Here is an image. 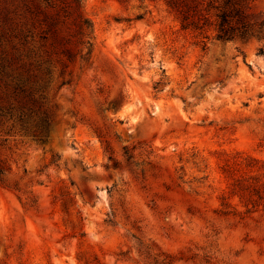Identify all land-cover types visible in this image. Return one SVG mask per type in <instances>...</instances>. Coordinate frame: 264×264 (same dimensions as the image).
Here are the masks:
<instances>
[{
  "label": "rangeland",
  "instance_id": "rangeland-1",
  "mask_svg": "<svg viewBox=\"0 0 264 264\" xmlns=\"http://www.w3.org/2000/svg\"><path fill=\"white\" fill-rule=\"evenodd\" d=\"M51 1L0 0V264H264V0H83L86 59Z\"/></svg>",
  "mask_w": 264,
  "mask_h": 264
},
{
  "label": "trees",
  "instance_id": "trees-1",
  "mask_svg": "<svg viewBox=\"0 0 264 264\" xmlns=\"http://www.w3.org/2000/svg\"><path fill=\"white\" fill-rule=\"evenodd\" d=\"M51 4L52 1L50 0ZM62 5L67 10L68 19L76 27L79 43L82 45L80 52L86 49L82 56H90L94 46L95 31L93 22L83 10V0H63ZM168 6L177 14L184 28L196 31H208L214 28L217 38L223 41L244 40L254 35L249 23L245 20L242 0H166ZM56 7L55 3L52 5ZM60 12L56 11L51 16V29H56ZM46 17L50 18L49 13ZM63 42V38L59 37ZM68 43L70 39L66 40ZM69 59H74L75 54L70 48L63 49ZM47 121V119L45 120Z\"/></svg>",
  "mask_w": 264,
  "mask_h": 264
}]
</instances>
